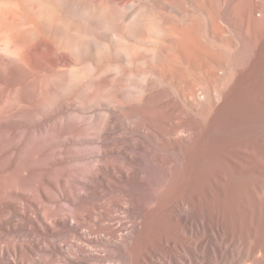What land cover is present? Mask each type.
<instances>
[{
    "label": "rangeland",
    "instance_id": "374dc122",
    "mask_svg": "<svg viewBox=\"0 0 264 264\" xmlns=\"http://www.w3.org/2000/svg\"><path fill=\"white\" fill-rule=\"evenodd\" d=\"M0 18V264H264L253 165L218 175L264 87V0H0Z\"/></svg>",
    "mask_w": 264,
    "mask_h": 264
},
{
    "label": "bare ground",
    "instance_id": "6f19581e",
    "mask_svg": "<svg viewBox=\"0 0 264 264\" xmlns=\"http://www.w3.org/2000/svg\"><path fill=\"white\" fill-rule=\"evenodd\" d=\"M3 20L4 19L0 18V35H3V33L5 32L4 30L6 29L4 23L6 21L3 22ZM240 107L242 109V113L245 114V120L241 123L239 122L240 120L237 121V119L239 118L238 117L235 122L233 121L234 123L237 122L236 127L234 125L233 128L231 127V125H233L234 123L232 122L233 124H229L223 134V140H231L232 138H238L241 141L242 146L238 149H233L229 144H223L220 147L219 152L224 162V166L218 172V175L220 176V178L227 177L228 175H230L227 174L228 168L226 169L225 166H227L228 163H232L237 167L236 174L238 175V177L247 178L246 170H244L239 165L244 162H248L253 165L255 173L252 177H255V180H250H254L251 183L248 180V182L251 184L250 191L252 192V195L255 200L256 218H258L259 214L264 209V207L262 208L264 195H259V192L264 193V87L261 90H247L246 93H244L242 96V102ZM236 117L234 115V119ZM242 117L243 116H241V119H243ZM252 165L250 166L252 167ZM261 216H259L258 219H260Z\"/></svg>",
    "mask_w": 264,
    "mask_h": 264
}]
</instances>
